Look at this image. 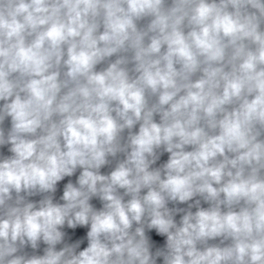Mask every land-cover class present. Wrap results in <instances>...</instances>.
<instances>
[{
    "label": "clouds",
    "instance_id": "1",
    "mask_svg": "<svg viewBox=\"0 0 264 264\" xmlns=\"http://www.w3.org/2000/svg\"><path fill=\"white\" fill-rule=\"evenodd\" d=\"M0 264H264V0H0Z\"/></svg>",
    "mask_w": 264,
    "mask_h": 264
}]
</instances>
